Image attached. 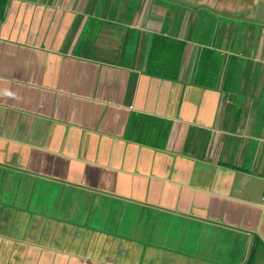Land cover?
<instances>
[{"label": "crops", "instance_id": "crops-1", "mask_svg": "<svg viewBox=\"0 0 264 264\" xmlns=\"http://www.w3.org/2000/svg\"><path fill=\"white\" fill-rule=\"evenodd\" d=\"M249 261L264 264V0H10L0 264Z\"/></svg>", "mask_w": 264, "mask_h": 264}, {"label": "trees", "instance_id": "trees-1", "mask_svg": "<svg viewBox=\"0 0 264 264\" xmlns=\"http://www.w3.org/2000/svg\"><path fill=\"white\" fill-rule=\"evenodd\" d=\"M9 2L10 0H0V20H3L5 18V14H6V10L9 5ZM248 264H252V262L249 261Z\"/></svg>", "mask_w": 264, "mask_h": 264}]
</instances>
